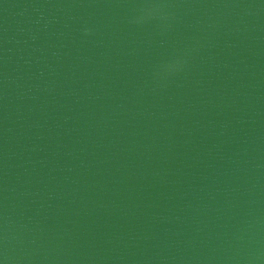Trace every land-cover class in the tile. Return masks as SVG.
I'll use <instances>...</instances> for the list:
<instances>
[{"label":"water","instance_id":"water-1","mask_svg":"<svg viewBox=\"0 0 264 264\" xmlns=\"http://www.w3.org/2000/svg\"><path fill=\"white\" fill-rule=\"evenodd\" d=\"M0 264H264V0H0Z\"/></svg>","mask_w":264,"mask_h":264}]
</instances>
